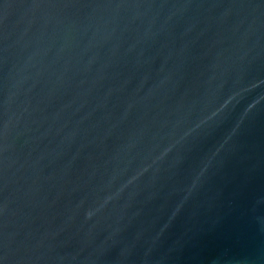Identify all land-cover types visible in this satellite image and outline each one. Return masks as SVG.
<instances>
[{
	"label": "water",
	"instance_id": "1",
	"mask_svg": "<svg viewBox=\"0 0 264 264\" xmlns=\"http://www.w3.org/2000/svg\"><path fill=\"white\" fill-rule=\"evenodd\" d=\"M0 264H264V0H0Z\"/></svg>",
	"mask_w": 264,
	"mask_h": 264
}]
</instances>
